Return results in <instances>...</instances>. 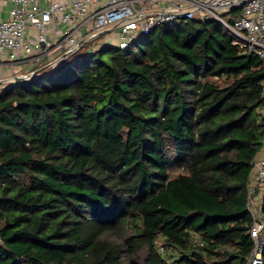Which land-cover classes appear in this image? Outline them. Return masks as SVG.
Wrapping results in <instances>:
<instances>
[{
    "label": "trees",
    "instance_id": "16d2710c",
    "mask_svg": "<svg viewBox=\"0 0 264 264\" xmlns=\"http://www.w3.org/2000/svg\"><path fill=\"white\" fill-rule=\"evenodd\" d=\"M75 54L0 89V264H245L264 59L214 20Z\"/></svg>",
    "mask_w": 264,
    "mask_h": 264
},
{
    "label": "built area",
    "instance_id": "2783aa9c",
    "mask_svg": "<svg viewBox=\"0 0 264 264\" xmlns=\"http://www.w3.org/2000/svg\"><path fill=\"white\" fill-rule=\"evenodd\" d=\"M44 1L42 5V0H0V89L31 80L40 70L59 67L107 32L116 31L117 49L124 50L156 28L180 20H214L234 46L264 59V0ZM56 24L63 28H55ZM261 95L264 100V81ZM260 114L264 118V104ZM263 192L264 138L247 179L252 250L245 264H264Z\"/></svg>",
    "mask_w": 264,
    "mask_h": 264
},
{
    "label": "rangeland",
    "instance_id": "374dc122",
    "mask_svg": "<svg viewBox=\"0 0 264 264\" xmlns=\"http://www.w3.org/2000/svg\"><path fill=\"white\" fill-rule=\"evenodd\" d=\"M113 32H116V31H113ZM113 32H112V36H110V37L107 36V35H104V37L100 36V37L96 38V40L95 39L92 40L90 43L86 44L80 51L76 52L75 57H81L82 53H84V52L94 53V52H97L96 49L98 51H100L101 49L106 48V47H104V42L106 41V39H107V44L106 45H108L107 47L110 48V49H114V48L116 49L117 48L118 39L114 38L115 35L113 34Z\"/></svg>",
    "mask_w": 264,
    "mask_h": 264
},
{
    "label": "crops",
    "instance_id": "0c3cea01",
    "mask_svg": "<svg viewBox=\"0 0 264 264\" xmlns=\"http://www.w3.org/2000/svg\"><path fill=\"white\" fill-rule=\"evenodd\" d=\"M45 1L42 0V5H44ZM2 17H5V13H2ZM55 28H59L60 30L63 28V25L62 24H56V27ZM113 32V31H112ZM112 32H107L105 33L104 35H108L109 37L112 36ZM111 33V34H110ZM113 34L115 35L116 33L113 32ZM103 35V37H104ZM107 40V39H106ZM90 53V52H89ZM16 70H12L11 72L14 73ZM1 75H4V73H1Z\"/></svg>",
    "mask_w": 264,
    "mask_h": 264
}]
</instances>
